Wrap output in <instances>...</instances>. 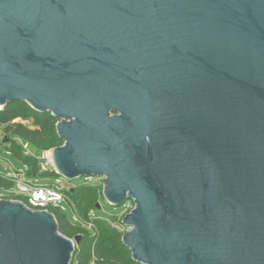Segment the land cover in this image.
I'll list each match as a JSON object with an SVG mask.
<instances>
[{"label":"water","instance_id":"1","mask_svg":"<svg viewBox=\"0 0 264 264\" xmlns=\"http://www.w3.org/2000/svg\"><path fill=\"white\" fill-rule=\"evenodd\" d=\"M58 120L67 180L132 201L139 264H264V0H0V107ZM54 215L0 200V264H72Z\"/></svg>","mask_w":264,"mask_h":264},{"label":"trees","instance_id":"2","mask_svg":"<svg viewBox=\"0 0 264 264\" xmlns=\"http://www.w3.org/2000/svg\"><path fill=\"white\" fill-rule=\"evenodd\" d=\"M57 123L58 120L50 113H38L23 102L9 104L0 111V128L7 137L12 138L7 145L2 146L27 169L29 179L59 180L61 177L54 170L44 168L37 157L24 154L16 139L29 142L42 151L60 148L64 142L58 136ZM91 179L84 178L71 185L73 190L63 191L66 197L64 211L61 207L52 205L46 208L54 215L63 236L74 241L77 237L80 238L76 243L72 264H139L133 261L131 252L123 243V237L128 232V228L122 223L124 217L118 219L119 215L107 213V206H116L107 203L103 186L92 184ZM15 186V181L0 176V190H10ZM17 198L33 210H42L32 206L29 197ZM124 209L125 206H122L121 210ZM74 211L91 223L90 229L84 228L82 222L75 220Z\"/></svg>","mask_w":264,"mask_h":264},{"label":"rangeland","instance_id":"3","mask_svg":"<svg viewBox=\"0 0 264 264\" xmlns=\"http://www.w3.org/2000/svg\"><path fill=\"white\" fill-rule=\"evenodd\" d=\"M10 139L12 138L7 137L3 129L0 128V176L16 182V186L13 189L0 190V200L17 202L18 201L17 196L22 198L29 197L30 193H28L27 190L29 189L28 187H30L31 183L33 182L34 185L38 187H51V186L56 187L59 185L61 186V188H63L64 191V190H73L74 187H72L71 185L84 179L81 178L76 180H67L65 178H62L63 179L62 185L58 184L57 180L52 178H48V179L38 178V180L29 179L27 177V169H25L12 155L8 154L2 146V145H7ZM16 142L18 143L19 147L21 148L24 154L37 157L41 161L44 168H49L56 172L52 160V151L39 150L31 143L20 139H16ZM91 182L92 184L95 185L100 184L104 188L103 180L99 178L93 177L91 179ZM122 206H125L124 210H121ZM122 206H118L116 208L107 206L106 211L109 215H119L118 216L119 219L125 217V215L129 214L135 208L132 201H128ZM61 210L64 211L62 207ZM74 218L75 220L82 222L84 228L86 229L91 228V223L87 220H83L82 217L79 215V213L76 211H74ZM129 231L130 229H128V232Z\"/></svg>","mask_w":264,"mask_h":264},{"label":"built area","instance_id":"4","mask_svg":"<svg viewBox=\"0 0 264 264\" xmlns=\"http://www.w3.org/2000/svg\"><path fill=\"white\" fill-rule=\"evenodd\" d=\"M2 110L3 107H0V111ZM62 180V178L57 180L58 184L62 185ZM28 188L27 192L30 193L29 202L32 206L41 208V211L46 210L50 205L64 209L63 204L66 202V197L61 186L38 187L31 183Z\"/></svg>","mask_w":264,"mask_h":264}]
</instances>
